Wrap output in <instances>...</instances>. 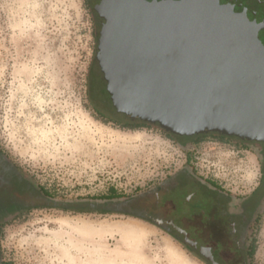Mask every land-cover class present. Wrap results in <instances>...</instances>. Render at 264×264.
Masks as SVG:
<instances>
[{
  "label": "rangeland",
  "instance_id": "rangeland-1",
  "mask_svg": "<svg viewBox=\"0 0 264 264\" xmlns=\"http://www.w3.org/2000/svg\"><path fill=\"white\" fill-rule=\"evenodd\" d=\"M96 49L87 0H0V152L51 198L77 204L30 208L40 196L4 173L0 219L4 209L29 208L0 224L2 264H211L132 217L75 212L111 195L119 199L107 206L124 200L185 163L234 192L256 177L253 156L232 144L206 139L185 152L158 127L107 119L132 116L120 97L118 111L100 102ZM255 241L250 264H264V221Z\"/></svg>",
  "mask_w": 264,
  "mask_h": 264
},
{
  "label": "flooded vegetation",
  "instance_id": "flooded-vegetation-1",
  "mask_svg": "<svg viewBox=\"0 0 264 264\" xmlns=\"http://www.w3.org/2000/svg\"><path fill=\"white\" fill-rule=\"evenodd\" d=\"M87 3L94 16L97 35L98 94L106 107L113 106V97L107 73L100 65L102 62L119 66L124 59L132 57L135 71L124 72L122 76L131 75L134 99L148 105L154 89L150 86L154 28L166 46L168 41L177 42V47L186 46L189 41L195 44L203 34L195 22L193 25L172 22L167 15L170 8L166 0H87ZM154 14H160L161 18L154 19ZM120 73L116 74V79L121 78ZM172 93L182 101L183 107L178 110L180 128L140 118L122 122L158 127L168 138L179 142L185 152L206 139L232 144L253 156L256 164L254 186L247 192H234L185 163L160 182L122 200L120 204L124 206L117 214L154 226L189 252L206 255L211 264H250L255 239L264 221V109L244 101L242 92L231 93L228 88L202 92L199 88L179 87ZM201 100L208 101L204 107ZM98 113L106 118L100 111ZM202 118H209L208 125L200 123ZM4 173L23 180L40 196L41 201L30 208L53 203L43 199L40 187L0 152V182ZM27 208L13 206L2 210L0 224L22 216ZM83 210L87 213L101 211L86 207ZM107 212L116 214L112 210Z\"/></svg>",
  "mask_w": 264,
  "mask_h": 264
},
{
  "label": "water",
  "instance_id": "water-1",
  "mask_svg": "<svg viewBox=\"0 0 264 264\" xmlns=\"http://www.w3.org/2000/svg\"><path fill=\"white\" fill-rule=\"evenodd\" d=\"M166 1L170 8L168 18L175 23L193 25L195 22L196 28L203 32L201 40L195 41V44L189 41L190 46L180 47H177V42L168 41L166 46L165 40H159L158 30L154 28L158 40L153 38V43L156 41L160 48L152 56L150 86L154 89L153 99L148 105L134 99L131 75L123 77L124 72L135 71L132 57L124 59L119 66L113 62L110 65L102 62L100 65L110 82L113 107L117 111L121 109L114 103L119 102L120 97L121 107L129 111L132 119L150 120L161 126L169 124L168 127L176 129L180 128L178 110L183 106L172 90L179 87L199 88L202 92L211 88H228L231 93L242 92L244 101L264 109V0ZM159 16L154 14V19L161 18ZM163 48L166 50L163 51ZM119 71L121 78L116 79ZM123 92H128L129 96ZM206 102L201 100L203 107ZM208 119L202 118L200 123L208 125ZM121 202L101 207L90 203L82 205L101 211L112 210L117 214L124 206Z\"/></svg>",
  "mask_w": 264,
  "mask_h": 264
},
{
  "label": "trees",
  "instance_id": "trees-1",
  "mask_svg": "<svg viewBox=\"0 0 264 264\" xmlns=\"http://www.w3.org/2000/svg\"><path fill=\"white\" fill-rule=\"evenodd\" d=\"M95 63H96V61H95ZM95 71H98L97 63H96V70H95ZM95 73H96V72H95ZM95 77H96V76H94V75H93V77L91 76V78H90V82H92V80H94ZM90 85H91V83H90ZM89 96L91 97V92H89ZM97 111H98V110H97ZM99 111H100V110H99ZM99 111H98V112H99ZM100 113H101L102 115H104L101 111H100ZM107 119H110L111 121H114L116 124H118L119 126H121V127H123V128L135 129L136 127H141V126H142V125H140V126H136V125H132V124H130V123H125V122H122V121L112 120L111 118H107ZM40 194H41V197H42L43 199H47V200L53 202V204H54L58 209H60V210L71 211V210L66 209V208H64V207H66V206H75V205H77L76 203H70V202H67V203H66V202L57 201V200L51 198L50 195H49V193H48L47 191H45L42 187H40ZM117 199H119V198L114 197L113 195H111V196H108V197H106V198H104V199H99V200H94V201H96L97 204L101 203V205L104 206V205H106L108 202L116 201ZM43 204H44V203H43ZM100 207H101V206H100ZM75 212L87 213L86 210H83V209L75 210ZM88 213H96V214H114V213H109V212L104 211V210H103V211H93V210H92V211H88Z\"/></svg>",
  "mask_w": 264,
  "mask_h": 264
},
{
  "label": "bare ground",
  "instance_id": "bare-ground-1",
  "mask_svg": "<svg viewBox=\"0 0 264 264\" xmlns=\"http://www.w3.org/2000/svg\"><path fill=\"white\" fill-rule=\"evenodd\" d=\"M43 135H44V133H43ZM85 136H86V135H85ZM45 137H46V135H45ZM86 137H87V136H86ZM42 138H43V137H42ZM63 138H64V137H63ZM65 138H66V137H65ZM45 139H46V138H45ZM64 141H65V140H64ZM130 141H131V140H130ZM74 145H75V144H74ZM74 145H73V146H74ZM79 145H82V144H79ZM67 146H68V145H67ZM76 148H77V147H76ZM79 148H80V147H79ZM79 148H78V149H79ZM68 150H69V149H68ZM174 259H175V258H174ZM178 261H179V260H178ZM178 261H177V262H178ZM173 262H175V261H173Z\"/></svg>",
  "mask_w": 264,
  "mask_h": 264
}]
</instances>
